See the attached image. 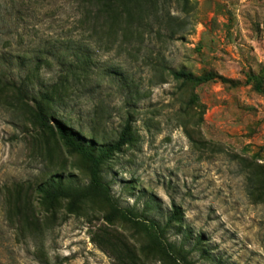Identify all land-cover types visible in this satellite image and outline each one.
<instances>
[{"label": "rangeland", "instance_id": "374dc122", "mask_svg": "<svg viewBox=\"0 0 264 264\" xmlns=\"http://www.w3.org/2000/svg\"><path fill=\"white\" fill-rule=\"evenodd\" d=\"M164 4L184 30L172 37L153 22L138 42L103 36L102 19L83 24L76 0H1L0 74L20 81L40 64L34 85L44 92L61 77L62 61L91 57L59 115L106 143L131 121L134 140L103 176L139 223L163 227L181 208L182 222L166 234L177 262L149 248L142 226L109 223L101 201L77 211L68 201L43 204L39 185L62 176L83 187L88 166L0 90V264H264V184L255 180L264 176V94L253 79L264 88V0ZM159 60L228 82L157 84Z\"/></svg>", "mask_w": 264, "mask_h": 264}, {"label": "trees", "instance_id": "16d2710c", "mask_svg": "<svg viewBox=\"0 0 264 264\" xmlns=\"http://www.w3.org/2000/svg\"><path fill=\"white\" fill-rule=\"evenodd\" d=\"M168 0H76V3L83 17V24L90 25L92 18L102 19L105 29L102 27L101 34L109 36L113 34L127 39V37L137 38L140 42L144 37V30H151L153 22L163 27H168L172 37L180 34L184 29V23L179 22L178 17L172 16L166 11L164 2ZM1 8V0H0ZM96 13L93 14V9ZM165 12V14H164ZM176 28V29H175ZM130 40V39H129ZM133 46L132 42H128ZM68 47V46H67ZM81 47V46H77ZM85 47H90L85 46ZM65 55H62L64 57ZM68 61H62V74L59 80L48 87L44 92L36 91L35 79L41 68L40 64L31 67L28 74L20 79L13 81L0 74V90L3 93L10 94L15 99L16 108L18 105L25 106L31 124L41 132H48L57 136L72 153L79 155L87 164L89 173V183L83 187L76 186L69 177H51L37 190L41 194L43 204L53 205L61 201H68L71 211H77L82 205L89 201H101L109 208V213L105 217L111 223L121 220L134 226H142L149 237V248L165 255L169 260L177 262V255L174 244L168 242L166 234L171 228H176L183 220V214L180 207H173L171 215L166 224L160 227L156 223H139L128 212L123 210L117 200L112 196L108 183L103 176V168L113 157L120 153L124 146L134 140L132 134V123L126 122L121 133L114 142L106 143L97 138L96 132H84L75 129L70 123L59 115L58 106L65 100V92L71 86L73 80L78 76L80 69L86 71L91 57L88 55L79 56L77 53L70 57ZM63 60V59H62ZM157 84L166 83V78H172L174 81L184 86L199 87L227 79L213 73H204L196 75L184 70H172L166 66L162 60L156 65ZM254 79V89L264 94L262 81L258 77ZM258 184H264V176L255 175ZM7 206L10 210H15L11 200H7ZM199 244V243H198Z\"/></svg>", "mask_w": 264, "mask_h": 264}]
</instances>
